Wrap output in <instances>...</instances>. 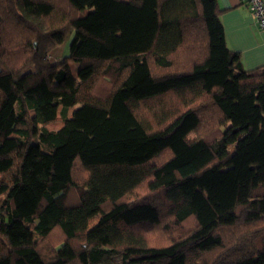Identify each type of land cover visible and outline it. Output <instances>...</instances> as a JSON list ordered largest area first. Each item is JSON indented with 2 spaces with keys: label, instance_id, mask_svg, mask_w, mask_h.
Listing matches in <instances>:
<instances>
[{
  "label": "trees",
  "instance_id": "1",
  "mask_svg": "<svg viewBox=\"0 0 264 264\" xmlns=\"http://www.w3.org/2000/svg\"><path fill=\"white\" fill-rule=\"evenodd\" d=\"M223 12L0 0V264H264V65Z\"/></svg>",
  "mask_w": 264,
  "mask_h": 264
},
{
  "label": "crops",
  "instance_id": "2",
  "mask_svg": "<svg viewBox=\"0 0 264 264\" xmlns=\"http://www.w3.org/2000/svg\"><path fill=\"white\" fill-rule=\"evenodd\" d=\"M217 2L224 11L221 22L228 47L240 53L246 69L264 65V31L252 18L247 5L242 0H217Z\"/></svg>",
  "mask_w": 264,
  "mask_h": 264
},
{
  "label": "rangeland",
  "instance_id": "3",
  "mask_svg": "<svg viewBox=\"0 0 264 264\" xmlns=\"http://www.w3.org/2000/svg\"><path fill=\"white\" fill-rule=\"evenodd\" d=\"M70 42H71V36L67 37V39L65 40V42L62 45H60L57 49L51 51L49 53V55L47 56V59H49V61L51 63H55V61H57V63H58V62H61L64 59V57H68L69 56V53H70V50H69ZM70 68H71L72 72L74 74H76L77 71H78V64H76L74 62H71ZM63 126H64V122H62L61 120H56L55 122L49 124L47 126V128L49 130L53 131V130L60 129ZM97 220L98 219H94L91 222V226H94L97 223ZM31 237H32V241L33 242H35V241L38 240V237H37L36 234H32Z\"/></svg>",
  "mask_w": 264,
  "mask_h": 264
},
{
  "label": "built area",
  "instance_id": "4",
  "mask_svg": "<svg viewBox=\"0 0 264 264\" xmlns=\"http://www.w3.org/2000/svg\"><path fill=\"white\" fill-rule=\"evenodd\" d=\"M256 24L264 31V0H242Z\"/></svg>",
  "mask_w": 264,
  "mask_h": 264
}]
</instances>
